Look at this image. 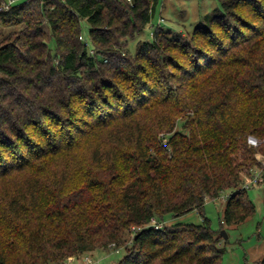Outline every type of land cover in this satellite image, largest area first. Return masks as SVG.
Instances as JSON below:
<instances>
[{
	"label": "trees",
	"instance_id": "1",
	"mask_svg": "<svg viewBox=\"0 0 264 264\" xmlns=\"http://www.w3.org/2000/svg\"><path fill=\"white\" fill-rule=\"evenodd\" d=\"M217 1L190 33L158 23L131 52L159 0H0V25L22 24L0 40V182L28 173L0 195V264L110 245L116 264H221L208 218L174 219L225 189L221 227L255 210L241 176L264 173V0ZM88 139L87 160L57 165Z\"/></svg>",
	"mask_w": 264,
	"mask_h": 264
},
{
	"label": "rangeland",
	"instance_id": "2",
	"mask_svg": "<svg viewBox=\"0 0 264 264\" xmlns=\"http://www.w3.org/2000/svg\"><path fill=\"white\" fill-rule=\"evenodd\" d=\"M216 6H218L217 0H159L150 22L143 30L127 39L126 48L133 52L138 40L150 39L153 35L152 31L158 23L159 26L169 30L171 34L184 35L185 33H190L193 27L201 20L202 16ZM80 23L81 34L85 39L89 40L87 21L82 19ZM21 27L22 24L0 25V30L2 31L0 33V40L7 36L12 39ZM47 42L49 47H53V40H48ZM88 49L91 48L89 47ZM180 127L181 119L178 120L175 128L180 129ZM88 140L84 142L81 149L73 152L72 155L61 154L55 157L57 165H65L67 163L66 159L70 156L74 158V161L75 158L87 160L94 143V141ZM256 157L261 161V164H264V156L258 152ZM68 169L67 163L65 170ZM253 169L261 171V168L257 166H254ZM27 174L11 176L5 181H1L0 195L3 193L2 189L4 187L9 189L11 182H16L17 178L24 179L27 177ZM69 174V179L73 181L77 180L78 172L74 168H70ZM249 176L250 173L243 174L241 177L245 181ZM229 191V189H225L217 197L206 199L201 212L193 209L177 216L174 220L199 223L203 217L208 218L211 228L219 231L222 228L227 233L226 242H222V239L220 241L224 247L221 264H258L259 258L264 255V182H259L246 188V193L254 204V212L238 223L223 225L221 227L220 218L222 217L223 207ZM170 222H172L171 219L166 220L167 224ZM4 227V219L0 215V231L6 228ZM132 235L133 232H129L126 235L128 244H130ZM124 253V246L95 247L91 251L68 256L62 262H49L46 264H116Z\"/></svg>",
	"mask_w": 264,
	"mask_h": 264
},
{
	"label": "built area",
	"instance_id": "3",
	"mask_svg": "<svg viewBox=\"0 0 264 264\" xmlns=\"http://www.w3.org/2000/svg\"><path fill=\"white\" fill-rule=\"evenodd\" d=\"M14 1L15 0H2L1 7L3 9H7ZM79 37L83 39L82 35H79ZM85 43L87 44V41H85ZM90 51H92V49H90ZM247 141L252 145H256L258 143L257 138L252 135H248ZM259 182H264V173H262V170L258 171L257 169H252L249 178L242 183V187L247 188L250 185L258 184Z\"/></svg>",
	"mask_w": 264,
	"mask_h": 264
},
{
	"label": "water",
	"instance_id": "4",
	"mask_svg": "<svg viewBox=\"0 0 264 264\" xmlns=\"http://www.w3.org/2000/svg\"><path fill=\"white\" fill-rule=\"evenodd\" d=\"M219 233H220V235H222L223 238H227V233L225 232L224 229L221 228Z\"/></svg>",
	"mask_w": 264,
	"mask_h": 264
}]
</instances>
